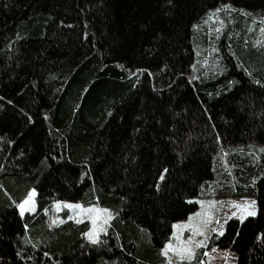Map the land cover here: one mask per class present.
<instances>
[{"label":"trees","instance_id":"16d2710c","mask_svg":"<svg viewBox=\"0 0 264 264\" xmlns=\"http://www.w3.org/2000/svg\"><path fill=\"white\" fill-rule=\"evenodd\" d=\"M222 197L257 211L210 245L264 264V0H0V264H123L104 242L166 264L192 199ZM57 200L112 217L91 240Z\"/></svg>","mask_w":264,"mask_h":264},{"label":"rangeland","instance_id":"374dc122","mask_svg":"<svg viewBox=\"0 0 264 264\" xmlns=\"http://www.w3.org/2000/svg\"><path fill=\"white\" fill-rule=\"evenodd\" d=\"M211 18L213 19V16ZM254 34L259 36L260 33L255 31ZM30 196L31 199H29ZM36 196V188H31L23 202L9 215L10 226L19 234H23L25 230L21 219L22 213L35 209ZM192 200L197 201V208L189 212L185 218L173 223L169 239L161 248L166 264H235L236 255L231 250L210 245V241L223 232L226 221L231 217L243 220L250 215L249 213H256L255 199L253 197H222ZM64 209L69 211L71 219L90 221L91 229L88 237L91 240L98 237V234L104 230V225L109 223L112 217L110 210L97 204L84 205L77 201L57 200L55 210ZM55 220L57 221L56 217ZM109 246V242L102 243L103 257L115 258L123 264H134V260L121 250L109 251ZM25 255L33 257L37 264H49L44 254L36 253L30 247L26 249ZM198 256L199 262L196 260ZM96 257L86 248L62 260L61 264H94Z\"/></svg>","mask_w":264,"mask_h":264},{"label":"snow or ice","instance_id":"6c2138e0","mask_svg":"<svg viewBox=\"0 0 264 264\" xmlns=\"http://www.w3.org/2000/svg\"><path fill=\"white\" fill-rule=\"evenodd\" d=\"M161 179H163V176H161ZM32 195H34V193H32ZM29 199H31V196L29 197ZM25 203H28V201H25ZM21 207L23 208V205H21ZM249 214H250V215H255L254 212L249 213Z\"/></svg>","mask_w":264,"mask_h":264}]
</instances>
